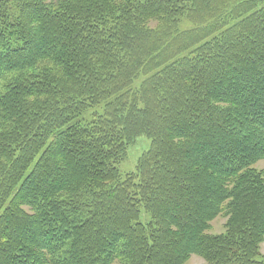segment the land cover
<instances>
[{
  "label": "trees",
  "instance_id": "trees-1",
  "mask_svg": "<svg viewBox=\"0 0 264 264\" xmlns=\"http://www.w3.org/2000/svg\"><path fill=\"white\" fill-rule=\"evenodd\" d=\"M0 92V264H264V0H0Z\"/></svg>",
  "mask_w": 264,
  "mask_h": 264
},
{
  "label": "rangeland",
  "instance_id": "rangeland-1",
  "mask_svg": "<svg viewBox=\"0 0 264 264\" xmlns=\"http://www.w3.org/2000/svg\"><path fill=\"white\" fill-rule=\"evenodd\" d=\"M38 1L47 2V3L48 2L49 3H52V2L57 3V2H60L62 0H38ZM12 4H13V6H15V2H13ZM211 17L213 18L214 16H211ZM207 18H209V17H207ZM191 19H192V16H191V18L185 16L184 18H182L180 20L181 21L180 29L182 31L192 30L193 28L197 27L199 24H202L201 18H199L198 20H195V19L191 20ZM205 19L206 18L204 17L203 20H205ZM214 19H216V18H214ZM214 19H213V21H214ZM213 21L209 20V23H212ZM142 79H143V77H142ZM141 81L142 80L140 79L139 82H136V85L139 86ZM90 115H91V113H89L85 116H86V118H90ZM151 145H152L151 140L147 136L144 135V136H140L139 138H137L133 144L128 146L126 158L122 162H120V165H119V169H120L123 177L127 176L128 174H132V173L137 172L138 162H139L140 157H142V155L146 154L150 150ZM258 168L264 169V161H262L258 164ZM142 218L144 220H146V219H149V216H147V214L145 212H143ZM226 225H227V219L223 218V217H218L217 219H215L211 223L210 234H212V235L224 234L227 231ZM259 253H260L259 260H264V243L261 244ZM186 264H207V262L202 257H200L198 255H193Z\"/></svg>",
  "mask_w": 264,
  "mask_h": 264
}]
</instances>
